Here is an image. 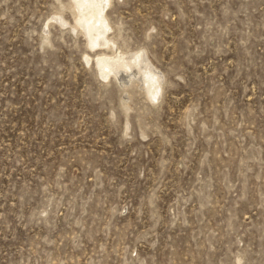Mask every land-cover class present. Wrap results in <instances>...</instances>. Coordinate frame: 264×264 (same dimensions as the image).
Instances as JSON below:
<instances>
[{"label": "rangeland", "instance_id": "1", "mask_svg": "<svg viewBox=\"0 0 264 264\" xmlns=\"http://www.w3.org/2000/svg\"><path fill=\"white\" fill-rule=\"evenodd\" d=\"M69 1L0 0V264H264V0H112L158 104Z\"/></svg>", "mask_w": 264, "mask_h": 264}, {"label": "bare ground", "instance_id": "2", "mask_svg": "<svg viewBox=\"0 0 264 264\" xmlns=\"http://www.w3.org/2000/svg\"><path fill=\"white\" fill-rule=\"evenodd\" d=\"M70 1V5L75 10L74 23L69 22L62 14H56L53 18L55 22L57 21L63 26L71 25L73 31L79 32L80 30L86 36L89 46L88 49L90 48L93 51L97 50L96 52H98L93 62L97 74L108 82L112 78L120 79L122 77H130L132 81L134 78H138L145 87L147 98L153 103L158 104L163 94L162 75L159 73L160 71L150 65L144 53L138 50L130 55L124 50H121V48L114 50L110 54L107 52V49L110 51L117 45L115 36H110L113 23L109 19L108 8L112 0ZM49 24L48 27L50 26ZM91 58L90 54H85V61L87 63L90 64ZM138 74L139 77H137Z\"/></svg>", "mask_w": 264, "mask_h": 264}]
</instances>
